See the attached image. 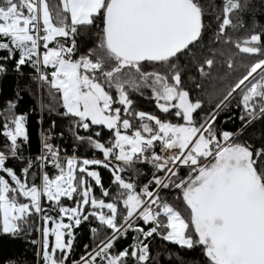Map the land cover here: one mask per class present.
<instances>
[{"label": "snow or ice", "instance_id": "obj_1", "mask_svg": "<svg viewBox=\"0 0 264 264\" xmlns=\"http://www.w3.org/2000/svg\"><path fill=\"white\" fill-rule=\"evenodd\" d=\"M255 8L224 0L213 27L203 0H0V81L30 70L71 134L69 152L53 119L32 154L19 92L0 108V237L25 240L33 264H151L157 237L200 264H264V142L244 139L264 122V29L229 31ZM233 48L251 61L230 79ZM233 105L238 131L218 123Z\"/></svg>", "mask_w": 264, "mask_h": 264}, {"label": "trees", "instance_id": "obj_2", "mask_svg": "<svg viewBox=\"0 0 264 264\" xmlns=\"http://www.w3.org/2000/svg\"><path fill=\"white\" fill-rule=\"evenodd\" d=\"M224 0H203V3L206 5V11L208 15L206 16V20L212 23L213 27H215V13L216 11H220L222 15V6ZM256 4V8L254 11H249L246 13H242L244 27L238 28L235 31L229 30L230 34L233 37L243 38L253 31L259 32L264 29V7L260 6L259 0H253ZM59 3V0H51V4L55 6ZM258 25V27H254ZM206 39L211 41V32L206 37ZM82 42L85 44L91 43V41H85L84 38H81ZM233 52H237L235 48L232 49ZM251 58L246 54L238 53L235 56V71L232 74L230 79H234L241 75L246 69L244 65L250 63ZM226 71V69L221 70ZM30 70L26 69L24 74L20 77L15 75H10L7 79L0 81V89H2V93H0V108H3L4 103L8 99H12L15 97V94L19 92L20 99L17 104L18 107L16 109L17 113H23L28 116V131L30 135V151L32 154L36 153L40 132L47 131L50 126V123L53 119L56 120L57 128L56 132H63L66 139H68L69 143L66 144L69 148V152H71L70 147V136L71 134L67 130V121L55 116L50 115L47 111V108L42 109L40 106L39 98H43L44 105H51L53 103L52 99L48 95L47 89H41L38 83L33 81L29 75ZM204 90L201 94V99L205 101V104L208 103V95L211 94L214 89H219L224 86L223 82L217 80H205L204 82ZM133 99L137 102V107L139 109L153 112L156 111L154 101H149L139 96H133ZM56 104H62V101L57 99ZM60 111H63L62 107ZM239 114V110L235 108L233 105L230 112H225L222 114L220 121L218 123L221 124L222 127L226 128L230 131H238L241 129L242 124L241 121L237 118ZM231 115L232 119H227L228 116ZM227 119V123L224 121ZM244 139L250 143L255 145H259L261 142H264V122L257 121L253 125L249 126L244 136ZM2 141V138H0ZM57 143L64 144V141L57 140ZM81 156L87 155L88 158H91L93 153L91 151L85 153L82 148L79 153ZM102 177L105 183V186L108 185V173L106 171L101 170ZM97 194H99L97 192ZM95 226V225H93ZM77 235V251L82 250V245L92 243L91 233L89 231V226L82 225L80 229L76 230ZM131 236H129L128 240H121L117 247H124L128 242H130ZM151 251V264H200V256L201 253L199 251H188L180 248L178 245L172 244L167 241L161 240L157 237L153 240L150 245ZM20 260L23 264H33L34 256L33 249L26 243L25 240H11L6 237H0V264H5L7 260Z\"/></svg>", "mask_w": 264, "mask_h": 264}, {"label": "rangeland", "instance_id": "obj_3", "mask_svg": "<svg viewBox=\"0 0 264 264\" xmlns=\"http://www.w3.org/2000/svg\"><path fill=\"white\" fill-rule=\"evenodd\" d=\"M41 99H42V97H40V98H39V101H40V106H41ZM53 239H54V237H53Z\"/></svg>", "mask_w": 264, "mask_h": 264}, {"label": "bare ground", "instance_id": "obj_4", "mask_svg": "<svg viewBox=\"0 0 264 264\" xmlns=\"http://www.w3.org/2000/svg\"><path fill=\"white\" fill-rule=\"evenodd\" d=\"M61 143V142H60Z\"/></svg>", "mask_w": 264, "mask_h": 264}]
</instances>
